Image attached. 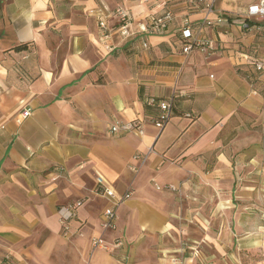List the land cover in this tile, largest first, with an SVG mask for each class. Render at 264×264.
Here are the masks:
<instances>
[{
	"label": "crops",
	"instance_id": "obj_1",
	"mask_svg": "<svg viewBox=\"0 0 264 264\" xmlns=\"http://www.w3.org/2000/svg\"><path fill=\"white\" fill-rule=\"evenodd\" d=\"M256 1L216 0L198 30L206 14L186 0H0V264H264V17L245 16ZM101 2L128 11L133 38L100 39L88 10ZM165 10L162 33L138 31ZM184 16L212 52L181 51ZM149 98L171 100L161 130ZM132 120L142 133L109 130ZM97 175L132 192L114 231L100 228ZM76 200L65 233L57 209ZM101 235L123 243L92 248Z\"/></svg>",
	"mask_w": 264,
	"mask_h": 264
},
{
	"label": "built area",
	"instance_id": "obj_2",
	"mask_svg": "<svg viewBox=\"0 0 264 264\" xmlns=\"http://www.w3.org/2000/svg\"><path fill=\"white\" fill-rule=\"evenodd\" d=\"M216 0H186V4L189 9H200L205 12L206 16L203 18L198 30L201 27L211 25L212 22L208 19V14L212 11ZM89 15L95 16L96 24L99 30L100 39L106 40L111 34L116 33L121 39L129 40L135 36L136 33L129 29L130 15L128 11L123 7L110 8L107 4L101 2L98 7L88 10ZM245 16L249 18H263L264 17V0H257L247 6ZM174 18L173 13L170 10L160 16L148 15L144 20L138 24V31L143 35L162 33L169 22ZM180 38L183 41L181 51L184 54L190 53L193 49L207 55L215 48L214 41L206 38H199L197 34L192 35L191 21L188 16H184L181 21V28L179 31ZM142 47L147 48L146 42L142 41ZM110 48L111 45L106 46ZM252 64L256 71L263 69V63L259 60H252ZM147 103L158 107V112L153 118V126L161 130L169 118L171 117V100L168 99H156L149 98ZM31 114V108L23 106L20 112L15 116L14 122L20 124ZM109 130L111 132H118L119 130H135L137 133H142L141 123L137 120L130 122L114 121ZM151 150L142 154H136L133 156L140 165L144 164L147 160ZM171 187V186H167ZM157 188H159L157 186ZM172 188V187H171ZM95 191L106 197L108 204L102 209L100 216V228L103 232L114 231L117 228L118 209L123 202L128 199L132 192L126 190L123 193L116 192L107 182L100 176L95 177ZM82 204V200H76L70 202L57 209L59 215V223L63 231H70V221L76 216V209ZM123 243L120 237H114L112 240L107 241L102 235L93 236L90 240L92 248H98L102 250H109L110 248H117Z\"/></svg>",
	"mask_w": 264,
	"mask_h": 264
},
{
	"label": "trees",
	"instance_id": "obj_3",
	"mask_svg": "<svg viewBox=\"0 0 264 264\" xmlns=\"http://www.w3.org/2000/svg\"><path fill=\"white\" fill-rule=\"evenodd\" d=\"M27 48V44L26 43H20L14 47H12L11 49L14 50V51H22L24 49ZM171 115H172V110H171Z\"/></svg>",
	"mask_w": 264,
	"mask_h": 264
},
{
	"label": "rangeland",
	"instance_id": "obj_4",
	"mask_svg": "<svg viewBox=\"0 0 264 264\" xmlns=\"http://www.w3.org/2000/svg\"><path fill=\"white\" fill-rule=\"evenodd\" d=\"M259 140H260V142H262L264 144V134H262V135L259 136Z\"/></svg>",
	"mask_w": 264,
	"mask_h": 264
}]
</instances>
